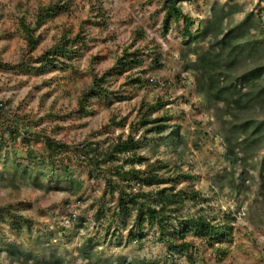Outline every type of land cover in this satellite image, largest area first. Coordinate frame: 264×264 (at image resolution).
<instances>
[{"label": "rangeland", "instance_id": "1", "mask_svg": "<svg viewBox=\"0 0 264 264\" xmlns=\"http://www.w3.org/2000/svg\"><path fill=\"white\" fill-rule=\"evenodd\" d=\"M58 1H70V9L35 32L42 36V41L31 54L40 55L63 31L74 35L83 30L88 48L81 56L68 61L67 66L61 64L44 74L0 69V98L8 101L9 108L20 112V116L30 114L33 122L39 121L36 130L44 129L49 135L71 144L97 139L103 145L107 144L108 136L115 138L121 132H128L143 102L162 99L165 105H160L152 116L159 119L170 116L166 122L171 127L159 137L152 134L160 145H146L142 152L152 160L161 158L171 166L178 164L194 175L190 181L178 182L176 189L199 191L208 201L199 204L188 201L182 211L184 215L201 212L221 220L225 214L233 213L236 217L232 223L233 242L223 245L226 250L222 257L209 246L198 252L193 248V252L207 264H264V187L256 165L264 151H260L246 169L240 165L247 171L241 178L238 173L228 175L230 167L225 159L227 147L221 133V120L215 105L204 102L194 71L186 68L196 58L190 53L191 48L194 45L208 48V40L188 44L182 21L171 20L166 29L165 0H0V59L19 61L28 51L19 19L24 16L33 24L41 6ZM180 4L183 12L194 20L193 33L201 24L211 26L217 13L227 16L222 22L225 30L251 15L257 25L252 31L264 32V0H183ZM100 10L103 15H99ZM125 47L144 58L143 66L131 74L139 72L145 79L152 78L158 83L137 88L129 82L127 74L112 75L108 77V87L113 92L111 102L96 98L91 102L90 114L74 113L81 91L92 83L95 74L102 75L112 67ZM155 54L161 55L163 68L152 67ZM55 113L62 116L55 117ZM112 115L127 116L126 127L108 125ZM260 118L264 119V115ZM25 121H20L19 126L34 131L36 127L28 126ZM173 130L178 131V137L171 133ZM140 134H144V130ZM4 140V144L0 143V208L11 205L19 209L20 216L33 225L17 228L6 220L0 221V264H23L18 256L9 253L7 247L11 244L41 258L60 257L62 264H110L123 259L151 264H191L185 256L172 257L167 242L158 239L155 229H147L148 236L142 241L128 236L134 226L135 211L131 216L119 214L118 229L108 231L107 224L99 225L94 217L98 206L91 207L90 200L80 202L76 196L62 190L68 188L69 183L59 165L35 163L25 155L28 145L38 154L42 153L41 141L31 140L27 145L24 139L9 142L5 137ZM17 164L31 167L45 182V189H38L31 181L20 177L19 171L15 173ZM74 171L76 177L88 179L79 167ZM42 172L47 173V177H42ZM224 174L227 177L221 179ZM241 181L244 182L239 187L237 184ZM103 182H88V191L83 197L99 194ZM66 199L70 200V207L64 205ZM72 213L76 214L74 220L69 219ZM122 217L126 219L124 223ZM90 239L94 250L92 261L82 252ZM219 246L221 244L215 248Z\"/></svg>", "mask_w": 264, "mask_h": 264}, {"label": "trees", "instance_id": "2", "mask_svg": "<svg viewBox=\"0 0 264 264\" xmlns=\"http://www.w3.org/2000/svg\"><path fill=\"white\" fill-rule=\"evenodd\" d=\"M181 1L183 0H165L163 22L168 29L171 20L179 23L182 21L183 32L189 39L188 44L208 40V48L200 49L197 45L191 48L190 53L196 58L186 68L194 71L204 102L215 105L213 107L221 120V133L227 147L225 159L230 167L227 169L230 174L227 173L230 176L238 173V177L241 178L247 171H243L240 165L246 169L256 155L264 151V119L260 118L264 115V32L252 31L254 28L257 29V25L251 15L231 29L225 30L222 28V22L227 16L225 13H217L211 26L201 24L197 32L193 33L191 27L194 20L183 12ZM70 4V1H58L41 6L33 24L28 23L24 16L21 17L19 27L26 38L28 51L17 62L0 59V69L26 74H44L61 64L67 66L68 61L81 56L89 45L83 30L74 35L71 31H63L56 42L40 55L34 57L31 54L42 41V36L35 32L63 11L69 10ZM99 12V15H103L102 10ZM161 59L160 54H155L152 58L154 69L164 67ZM143 64L144 58L138 52L125 47L115 64L102 75L95 74L92 83L81 91L77 99L78 108L73 112L87 116L92 112L91 102L96 98H104L111 102L110 95L113 92L108 87V77L112 75L127 74L129 82L137 88L154 82L152 78L145 79L139 72L131 74ZM160 105H165L162 99L156 102H143L138 110L137 119L130 122L128 132H121L115 138L108 136L106 145L97 139L71 144L49 135L44 129L36 130L40 125L39 121L33 122L30 114L20 116V112L16 113L9 108L8 101L0 98V143L4 144L5 137L9 142L24 139L27 145L31 140L41 141L44 149L42 153L38 154L28 145L25 148V155L35 163L41 161L51 166L59 165L64 179L69 183L68 188L62 190L76 196L80 202L90 200L91 207L98 206L94 217L99 225L104 227L107 224L108 231L116 227L118 229L119 214L123 212L131 216L135 211L137 214L134 226L129 229L128 236L142 241L148 236L147 229H155L158 239L167 242L172 257L180 255L185 256L191 264L199 262L207 264L204 258H199L198 254L193 252V248L197 251L209 246L218 257H222L226 250L223 245L233 242L232 223L236 217L233 213H228L219 220L216 216L201 212L194 215L182 213L188 201L199 204L208 200L202 197L199 191L189 188L176 189V184L181 180H192L194 178L192 173L184 171L178 164L171 166L161 158L152 160L142 152L149 144L158 147L160 144L156 137L171 127L166 122L170 116L153 118L152 113L157 111ZM54 115L62 116L59 113ZM64 115L71 117V114ZM24 119L28 126L36 127L34 131L19 126V122ZM159 121L162 122L158 123ZM127 123V116L119 118L118 115H112L108 121V125L120 128L126 127ZM143 130L144 134H140ZM171 133L179 136L177 130ZM152 134L157 136L153 137ZM256 165L264 187V155ZM75 167L85 172L88 179L76 177ZM16 168L18 169L15 173L20 172V177L31 181L38 189H45V182L34 174L31 167L17 164ZM47 175L45 172L41 174L42 177ZM226 175L220 178L223 179L227 177ZM91 180L104 181L100 186L101 191L95 196L84 198L83 194L88 191L87 183ZM242 182L244 181L237 185L240 187ZM64 205L70 207V200L66 199ZM75 217L76 214L72 213L69 219L74 220ZM122 219L124 223L126 219L123 217ZM2 220L17 228L33 225L30 220L20 216L19 209L11 205L0 208V221ZM188 236L191 239H188ZM88 243L83 246L82 252L89 261H92L94 256L92 239ZM218 244L221 246L215 248ZM7 248L9 253L18 256L23 264L63 262L60 257L41 258L33 252L22 251L14 244ZM110 264L151 263L123 259Z\"/></svg>", "mask_w": 264, "mask_h": 264}]
</instances>
